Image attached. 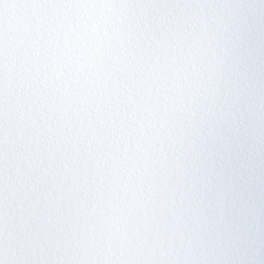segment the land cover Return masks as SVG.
Listing matches in <instances>:
<instances>
[{"label":"snow or ice","instance_id":"obj_1","mask_svg":"<svg viewBox=\"0 0 264 264\" xmlns=\"http://www.w3.org/2000/svg\"><path fill=\"white\" fill-rule=\"evenodd\" d=\"M0 264H264V0H0Z\"/></svg>","mask_w":264,"mask_h":264}]
</instances>
